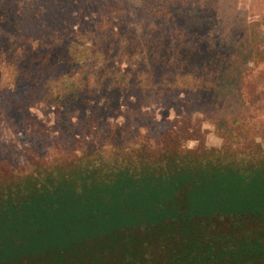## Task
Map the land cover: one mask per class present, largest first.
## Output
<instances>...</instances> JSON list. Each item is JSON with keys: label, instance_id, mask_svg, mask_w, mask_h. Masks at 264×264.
Here are the masks:
<instances>
[{"label": "rangeland", "instance_id": "374dc122", "mask_svg": "<svg viewBox=\"0 0 264 264\" xmlns=\"http://www.w3.org/2000/svg\"><path fill=\"white\" fill-rule=\"evenodd\" d=\"M144 144L264 160V0H0L1 166Z\"/></svg>", "mask_w": 264, "mask_h": 264}, {"label": "trees", "instance_id": "16d2710c", "mask_svg": "<svg viewBox=\"0 0 264 264\" xmlns=\"http://www.w3.org/2000/svg\"><path fill=\"white\" fill-rule=\"evenodd\" d=\"M118 149L0 164V264H264V160Z\"/></svg>", "mask_w": 264, "mask_h": 264}, {"label": "flooded vegetation", "instance_id": "af4514ba", "mask_svg": "<svg viewBox=\"0 0 264 264\" xmlns=\"http://www.w3.org/2000/svg\"><path fill=\"white\" fill-rule=\"evenodd\" d=\"M260 234H261L260 224L257 223V237L260 236ZM257 259H259V256L257 257ZM257 264H261L260 260L257 261Z\"/></svg>", "mask_w": 264, "mask_h": 264}]
</instances>
